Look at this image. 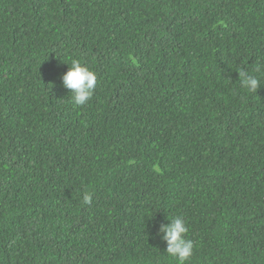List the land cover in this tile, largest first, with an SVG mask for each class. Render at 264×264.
<instances>
[{"label": "trees", "instance_id": "1", "mask_svg": "<svg viewBox=\"0 0 264 264\" xmlns=\"http://www.w3.org/2000/svg\"><path fill=\"white\" fill-rule=\"evenodd\" d=\"M258 69L264 0H0V264H264Z\"/></svg>", "mask_w": 264, "mask_h": 264}, {"label": "clouds", "instance_id": "2", "mask_svg": "<svg viewBox=\"0 0 264 264\" xmlns=\"http://www.w3.org/2000/svg\"><path fill=\"white\" fill-rule=\"evenodd\" d=\"M258 71H264V69H258ZM238 73L240 87L248 93L256 92L260 86L259 78L243 70L238 71ZM62 84L72 94V102L76 106H81L93 96L97 76L88 66L73 59L68 70L62 76ZM91 201V194L83 196L84 204H91ZM188 230L186 221L182 216H175L170 222L160 225L159 232L162 233V239L166 241L167 245L166 253L176 261V264H186L193 254V241L186 238Z\"/></svg>", "mask_w": 264, "mask_h": 264}]
</instances>
